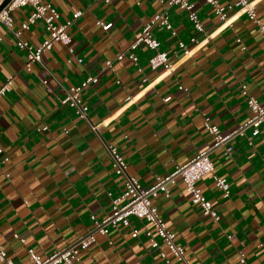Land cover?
<instances>
[{
	"label": "crops",
	"instance_id": "obj_1",
	"mask_svg": "<svg viewBox=\"0 0 264 264\" xmlns=\"http://www.w3.org/2000/svg\"><path fill=\"white\" fill-rule=\"evenodd\" d=\"M42 1L55 6L59 22L70 20L76 10L81 13L67 28L73 52L54 41L29 69L12 30L36 45L48 36L42 20L22 29L32 10L26 4L11 11L12 30L0 22V86L12 76L8 90L0 92V146L8 157L0 168V245L16 264H31L28 247L45 256L88 230L91 214L102 218L110 212L123 179L111 167L102 139L117 146L141 184L151 185L212 143L204 116L226 133L251 115L242 84L264 105V40L235 0H219L232 4L225 18L206 0H192L202 31L185 10L167 6V0ZM252 1L264 22V0ZM166 6L176 33L158 26L153 34L159 50L167 52L168 66L150 68L152 50L144 44L133 50L135 61L127 54L116 59L141 26ZM99 21L111 24L104 28ZM106 59L112 60L111 67L105 66ZM87 75H96L97 81L84 88L82 102L91 122L98 124V134L60 102L65 87ZM250 134L246 127L226 141L234 147L230 154L223 145L214 148L212 171L197 179L217 220L191 201L179 177L169 184L168 195L160 190L152 197L194 264H241L239 250L249 264H264V126L251 143ZM215 176L227 177L228 196ZM132 227L138 230L135 236ZM146 227L150 224L131 216L129 225L97 233L80 251L78 264H178L161 258Z\"/></svg>",
	"mask_w": 264,
	"mask_h": 264
},
{
	"label": "built area",
	"instance_id": "obj_2",
	"mask_svg": "<svg viewBox=\"0 0 264 264\" xmlns=\"http://www.w3.org/2000/svg\"><path fill=\"white\" fill-rule=\"evenodd\" d=\"M109 1V0H105ZM210 3L215 13L220 18H225L226 9L231 8L232 4H221L219 0H206ZM2 0H0V3ZM31 5L32 10L28 14L26 20L21 23V28H27L31 23L36 20H42L45 29L48 31V36L43 38L38 44L32 45L28 41L19 36L20 30H12L13 17L11 11L21 5ZM238 6V10L246 12L249 18H251L257 25L261 38L264 40V22L257 16L254 9V3L252 0H235L234 3ZM167 6L176 5L179 8L185 10L188 18L192 22L194 28L198 31L203 30V24L197 13L194 2L192 0H167ZM167 6L158 12H155L135 34L134 38L129 42L126 50L118 51L115 54L116 59L122 58L125 54L132 59L136 60L137 56L134 53V49L139 44H144L147 48L152 50V53L148 57L149 67L154 69L158 66H168L167 52L159 50V40L153 34V29L158 26H164L171 29L172 34L176 33V30L172 28L169 21ZM81 13V10H76L72 14V18L66 22H59L58 10L48 1L42 0H9L0 8V22H2L8 29L16 36V45L25 49L26 52V68H30L32 62H41L42 54L46 49H49L54 41H59L68 46L70 52H73L70 45L71 36L67 30L69 24L75 20V18ZM102 27L107 28L111 22L99 21ZM1 39V36H0ZM191 39H194L192 37ZM179 46L186 47V44L179 40ZM70 60V57L67 58ZM77 61H81L80 57H76ZM105 66L111 67L112 60L106 59ZM97 81L96 75H87L79 83L72 84L64 89V94L60 98V102L70 106L78 118L86 120L91 129L98 134V124L93 123L89 117L88 105L82 102V93L84 88L92 82ZM12 82V76H8L4 83L0 86V92L3 93L8 90ZM180 88L182 85L179 86ZM183 88V87H182ZM242 93L246 97V103L251 110V115L237 128L226 133H222L219 127L209 121L207 116H204V127L213 135L212 143L206 148L198 151L194 156L183 164L175 165L165 176H157L156 181L151 185H143L133 174L127 169V164L120 152V150L114 144L101 140L105 146L108 154L111 167L116 174H119L123 179V188L118 196L112 198V207L104 217L97 218L91 214V227L85 232L76 236L74 240L67 243L65 246L57 248L45 256H41L35 252L31 247L27 248L31 264H78L79 253L82 249L87 248L96 240V234H107L111 227L117 226L119 223L123 225L130 224L131 216L141 219L150 224V227H146L144 232L150 245L153 248L158 249L161 258L165 262H171L174 260L178 264H194L190 262L186 255L184 246L176 240L175 233L168 228L166 222L161 217L157 206L152 202V197L157 194L158 191H163L166 195L169 194V184L175 182L179 177L185 189L190 193L191 201L197 204L201 212L205 215H209L213 220L219 218V214L210 200L206 198L200 187L197 185V179L207 172H211L213 169V161L210 157V152L223 145L225 153H232L234 150L233 145L226 143L236 133H241L246 127L251 128V134L248 136V142H252V136L259 133L260 126H264V105H261L257 98L250 94L246 85L242 84ZM169 95L164 97V100L169 99ZM7 155L4 152L2 146H0V168L7 160ZM5 175L9 176L7 170L4 171ZM215 183L222 191L223 196L229 194V183L226 176H215ZM137 228L132 227V235H137ZM18 236V234H14ZM229 239L233 234L227 235ZM23 240L22 237H20ZM169 251L170 256L166 253ZM238 258L241 264H249L245 259V253L242 250L238 251ZM0 261L2 264H16L12 258L7 255L6 250L0 245ZM206 264V263H200ZM214 264H224L222 261L215 262Z\"/></svg>",
	"mask_w": 264,
	"mask_h": 264
},
{
	"label": "water",
	"instance_id": "obj_3",
	"mask_svg": "<svg viewBox=\"0 0 264 264\" xmlns=\"http://www.w3.org/2000/svg\"><path fill=\"white\" fill-rule=\"evenodd\" d=\"M8 1H9V0H2V2L0 3V8H1L4 4H6Z\"/></svg>",
	"mask_w": 264,
	"mask_h": 264
}]
</instances>
